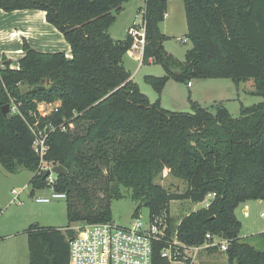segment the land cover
<instances>
[{"label":"trees","instance_id":"16d2710c","mask_svg":"<svg viewBox=\"0 0 264 264\" xmlns=\"http://www.w3.org/2000/svg\"><path fill=\"white\" fill-rule=\"evenodd\" d=\"M128 0H0L4 12L39 10L60 32L71 56L62 50H37L25 40L17 68L0 67V164L11 173H32L30 193L46 186L32 150L34 130L48 134L43 160L62 165L54 189L66 194L72 222L112 220L111 202L129 191L132 216L147 208L148 218L163 223L164 236L152 243V264H189L185 250L229 241L225 264H264V231L238 234V204L264 199V0H182L191 46L179 61L164 50L160 30L168 0H144L142 63L160 64L165 75H146L160 92L168 78L191 80L252 78L263 100L240 106L233 118L222 102L212 111L192 103L190 112L171 111L150 101L123 65L131 37L113 39L109 28ZM26 89H22V86ZM14 103L8 118L2 106ZM51 104L41 114L38 104ZM164 170L185 183L170 192L156 182ZM208 203L178 221L169 213L174 200ZM29 264H69L66 228L30 225ZM209 235V237H207ZM170 250V259L161 255ZM207 252L219 250L206 246Z\"/></svg>","mask_w":264,"mask_h":264},{"label":"rangeland","instance_id":"374dc122","mask_svg":"<svg viewBox=\"0 0 264 264\" xmlns=\"http://www.w3.org/2000/svg\"><path fill=\"white\" fill-rule=\"evenodd\" d=\"M136 1L138 3L131 0L124 4L123 11L116 14V18L109 28L112 38H124L126 29L132 21L139 22L141 20L143 10L138 11V8L144 5V0ZM179 12V17L169 21L173 35L168 36L162 44L164 50L179 61H183L184 53L191 43L185 39L184 10L180 9ZM0 33L5 32L0 30ZM139 59L138 52L128 50L122 61L125 69L130 73V78L138 85L140 91L152 102L159 97L160 105L167 110L190 112L192 103H198L212 111V105L215 102H222L230 116L236 118L239 116L241 105L250 106L263 100V97L256 93L252 78L242 79L238 82H234L230 78L191 80V86H187L185 82L168 78L158 96L152 86L146 82L145 76H163L165 75L163 67L152 62V59H149L148 64L139 66ZM21 88L26 89L27 87L23 85ZM51 106H44L43 110L48 111ZM31 176L32 173L28 170L21 169L11 173L0 164V264H29L25 230L30 225L36 224L41 227L65 230L77 224V222L69 223L67 220L65 199H53L48 203H38L34 200L36 196L48 195L49 191L41 189L35 190L31 194L29 183ZM156 182L170 192H183L185 189V183L171 176L167 170L158 176ZM24 185L26 187L19 194L20 203L13 201L12 189L18 190ZM121 192L124 196L111 202L112 220L120 226H129L134 219L132 213L136 202L131 200L127 189L122 187ZM245 203L248 205L244 209L246 215L242 211ZM201 206H204V202L195 204L188 200H174L169 204V213L175 221H178L189 211L196 210ZM235 216L241 222L238 230L239 235L248 234L246 236H249L250 232L260 230L259 228L264 224V199L247 200L238 204ZM147 217V208L142 207L140 219L145 221ZM185 253L194 259L193 264L226 263V256L221 250L209 253L202 249L195 253L191 248H188ZM172 264L185 263L178 261Z\"/></svg>","mask_w":264,"mask_h":264},{"label":"built area","instance_id":"2783aa9c","mask_svg":"<svg viewBox=\"0 0 264 264\" xmlns=\"http://www.w3.org/2000/svg\"><path fill=\"white\" fill-rule=\"evenodd\" d=\"M127 35L131 37L129 50L139 53V65L142 64V53L145 45V22L135 20L127 29ZM181 39V38H178ZM186 39V38H185ZM185 39H182L185 41ZM191 83L188 82V85ZM51 104L40 103L38 110L41 114L48 111L43 110ZM41 106V107H40ZM45 106V107H44ZM50 109V108H49ZM9 112H17L16 105H9ZM48 134L44 131L34 130V141L32 150L39 156V166L37 173L44 174L46 186L42 190H48L46 196H36L35 201L38 203H48L53 199H65L66 194L54 189L57 175L52 171L54 165L43 160L44 154L48 150L47 145ZM50 173L45 176V173ZM26 185L21 189H12L13 201L20 203L19 194ZM208 194L204 200V204L208 203ZM262 215V214H261ZM164 227L162 223L151 221L148 217L145 221L140 219V214L135 217L131 225L120 226L113 220L104 222H77L76 225L68 229L73 231V235L68 237V263L69 264H152V243L154 240H160L164 236ZM209 237V235H207ZM229 244L226 239L220 237H212L210 243L200 246L190 247L195 253L202 250L206 246H217L219 250L224 251ZM161 255L170 259V250L165 248L161 251ZM194 259L191 257L189 264H193Z\"/></svg>","mask_w":264,"mask_h":264},{"label":"crops","instance_id":"0c3cea01","mask_svg":"<svg viewBox=\"0 0 264 264\" xmlns=\"http://www.w3.org/2000/svg\"><path fill=\"white\" fill-rule=\"evenodd\" d=\"M130 1L131 0H128L124 4ZM135 2L138 3V1L136 0ZM180 9L181 11L184 10L182 0L167 1V8H166L164 20L160 23V30L164 35L166 36L173 35L169 21L175 17H179ZM184 21H185V15H184ZM185 28H186L185 31L186 34L187 32L186 21H185ZM127 29L125 32V36L127 35ZM0 30L5 32V33H0V67L2 66L3 60H8L10 61L11 68H17L18 59L23 56V51L21 50L23 40H25L29 45H31L37 50H41L45 52H53L59 49L64 51L66 56L68 57L71 56L69 45L64 40L62 34L58 32L52 25H50L45 21L43 11L15 10L12 12H4L0 9ZM57 47H61V48H57ZM187 86H191V84L188 85L187 83ZM247 207H248L247 203H245L242 207V211L244 212V215L247 214L246 211H244V209H246ZM259 229L260 230H255L254 232H250L249 235L264 231V224ZM246 235H240V236H246Z\"/></svg>","mask_w":264,"mask_h":264},{"label":"water","instance_id":"95a60500","mask_svg":"<svg viewBox=\"0 0 264 264\" xmlns=\"http://www.w3.org/2000/svg\"><path fill=\"white\" fill-rule=\"evenodd\" d=\"M2 113L6 116V117H10L11 113L9 112V104H5L4 106H2L1 108ZM52 171L57 175H65L67 173V170L62 166V165H54L52 167ZM50 173V171H47L45 173V176H47Z\"/></svg>","mask_w":264,"mask_h":264}]
</instances>
